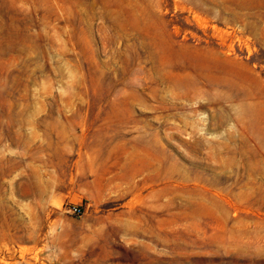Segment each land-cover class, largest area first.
<instances>
[{
  "label": "rangeland",
  "instance_id": "obj_1",
  "mask_svg": "<svg viewBox=\"0 0 264 264\" xmlns=\"http://www.w3.org/2000/svg\"><path fill=\"white\" fill-rule=\"evenodd\" d=\"M0 264H264V0H0Z\"/></svg>",
  "mask_w": 264,
  "mask_h": 264
},
{
  "label": "built area",
  "instance_id": "obj_2",
  "mask_svg": "<svg viewBox=\"0 0 264 264\" xmlns=\"http://www.w3.org/2000/svg\"><path fill=\"white\" fill-rule=\"evenodd\" d=\"M76 212H79V210H76Z\"/></svg>",
  "mask_w": 264,
  "mask_h": 264
}]
</instances>
